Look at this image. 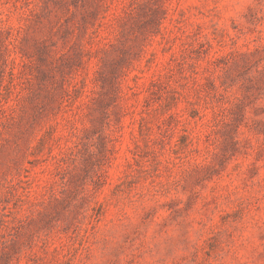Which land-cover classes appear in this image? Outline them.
Listing matches in <instances>:
<instances>
[{"label": "rangeland", "instance_id": "1", "mask_svg": "<svg viewBox=\"0 0 264 264\" xmlns=\"http://www.w3.org/2000/svg\"><path fill=\"white\" fill-rule=\"evenodd\" d=\"M0 264H264V0H0Z\"/></svg>", "mask_w": 264, "mask_h": 264}]
</instances>
